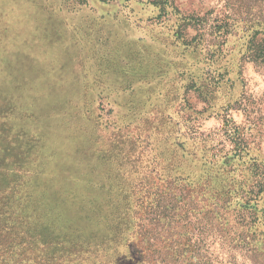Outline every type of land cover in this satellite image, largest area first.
I'll return each mask as SVG.
<instances>
[{
	"label": "rangeland",
	"instance_id": "obj_1",
	"mask_svg": "<svg viewBox=\"0 0 264 264\" xmlns=\"http://www.w3.org/2000/svg\"><path fill=\"white\" fill-rule=\"evenodd\" d=\"M262 22L264 0H0V174L37 256L18 262L264 264ZM230 161L256 220L216 197Z\"/></svg>",
	"mask_w": 264,
	"mask_h": 264
},
{
	"label": "trees",
	"instance_id": "obj_2",
	"mask_svg": "<svg viewBox=\"0 0 264 264\" xmlns=\"http://www.w3.org/2000/svg\"><path fill=\"white\" fill-rule=\"evenodd\" d=\"M156 3V2H155ZM264 23V22H262ZM224 26H219L217 29L219 30V36L227 35L229 33V30H220ZM225 27H231L230 23H226ZM258 33L255 34V37L251 40L252 43H254V48H251L252 52V58L253 60H263L264 61V40H258L255 42L256 36ZM197 37L194 38L196 40ZM3 126V129H5V125L1 124ZM3 131L0 132V156L3 155L4 152V144H5V134ZM14 147H18V145H15ZM240 146L238 148V152L240 151ZM227 164H225V167H221L220 171V178L226 179V184L222 187H231V181L229 178V175H225L226 172H228V168H231V161L229 162V165L226 167ZM256 166V165H254ZM4 172V171H3ZM225 176V177H224ZM17 178L16 175L10 176L7 175V173L0 174V264H27L28 261L34 260L37 258V256H28L26 254H31L32 250H34L35 243H32V245L29 247V243L26 245L25 243L27 240H32L33 236L29 237L28 232H21L22 228H26L27 226L24 224L25 220L20 218L21 214L19 215L17 210H20L17 201L19 200L18 195L20 194L19 191L21 190L19 188V183L12 179ZM12 180V181H11ZM237 182V189L234 193V189L231 187L229 188L231 191H229V194L226 195L225 191L223 190L221 192H216V197L218 200H221L222 197L227 201L225 202L226 208H234V210L238 211V219H241L242 217V211H251L255 215V220L258 219L255 213V206L252 205V202L256 200V197L258 195H255L254 191H248L247 187H245V180L242 179H236ZM234 193L231 197L230 195ZM255 195V196H254ZM246 196H249L250 198H246ZM254 196V197H253ZM243 218V217H242ZM254 220V221H255ZM115 231V230H114ZM27 237V239H25ZM109 243H107L108 246H112L115 244V247L118 249H123L125 246L127 247V244L125 241L121 240L119 242L115 235H111ZM116 241V242H114ZM53 242V241H52ZM50 243V242H49ZM85 244L83 243L82 246L73 245L72 249H74L77 252H81L85 248ZM65 252H69L70 255L74 254L70 248H66ZM57 252L53 251L51 260L59 258L56 257ZM78 254L76 253L75 256ZM25 257L29 259L25 262H18L20 257ZM78 257V256H77ZM75 257H68L63 258L64 264H69L72 262ZM50 263V262H49ZM71 264V263H70Z\"/></svg>",
	"mask_w": 264,
	"mask_h": 264
}]
</instances>
